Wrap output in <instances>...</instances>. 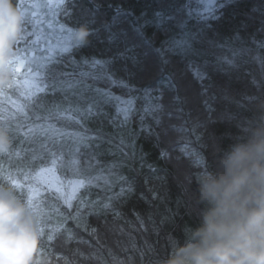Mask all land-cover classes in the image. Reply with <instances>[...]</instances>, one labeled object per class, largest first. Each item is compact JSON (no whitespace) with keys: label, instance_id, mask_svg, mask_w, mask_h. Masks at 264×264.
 Returning <instances> with one entry per match:
<instances>
[{"label":"trees","instance_id":"trees-1","mask_svg":"<svg viewBox=\"0 0 264 264\" xmlns=\"http://www.w3.org/2000/svg\"><path fill=\"white\" fill-rule=\"evenodd\" d=\"M196 4L65 0L55 13L58 22L73 33L87 28L86 42L60 38L57 43L67 50L35 70L43 76V89L37 86L29 95L21 71L12 87L0 89V107L9 117L0 126L8 132L16 129L9 125L19 128L0 160L18 170L17 176L30 168L35 174L49 162L36 153L68 151L64 141L27 139L34 115L42 118L51 105L53 122L73 125L80 113L82 132L95 137L74 154L81 174L95 181L80 187L70 202L55 190L32 200L28 189L0 170V186L15 185L21 199L31 200L49 264H165L175 243L182 244L186 231L200 223L203 206L193 201L198 177L217 168L264 103V0H228L204 20ZM25 27L19 47L60 36L34 23ZM183 35L192 46L174 49L170 44ZM96 85L129 100L128 117L118 113L114 97L97 105ZM92 103L94 110L85 116L83 108ZM58 107L66 110L63 118L57 117ZM124 149L132 151L130 166L122 162ZM63 163L58 168L67 178V155ZM103 175L114 181H103Z\"/></svg>","mask_w":264,"mask_h":264},{"label":"clouds","instance_id":"clouds-1","mask_svg":"<svg viewBox=\"0 0 264 264\" xmlns=\"http://www.w3.org/2000/svg\"><path fill=\"white\" fill-rule=\"evenodd\" d=\"M27 14L20 0H0V89L14 82L17 42ZM89 32L81 27L77 42ZM0 126V155L12 148ZM200 223L176 242L165 264H264V103L244 137L224 151L217 168L198 177ZM41 222L30 199L15 185L0 186V264H49L41 241Z\"/></svg>","mask_w":264,"mask_h":264},{"label":"rangeland","instance_id":"rangeland-1","mask_svg":"<svg viewBox=\"0 0 264 264\" xmlns=\"http://www.w3.org/2000/svg\"><path fill=\"white\" fill-rule=\"evenodd\" d=\"M65 0H30L27 2L26 5L28 7L25 9L29 13L31 19L34 20V24L37 27V30H43L44 32H55L60 36L56 35L54 39H46L44 42H39V40H34L31 45L19 47L16 46V54L23 56L25 59L20 67V71L26 74L27 78V91L30 94L34 93V90L37 86L41 85V88H44V84H42L43 76L41 73H36L35 70H42L46 64H49L51 59L58 53V51L64 47L59 46L57 43L60 38L62 37L63 42L68 44L74 36L73 31L68 30L64 26H60L58 22V18L56 10L59 8L61 3ZM228 0H196V7H194V11L196 12L197 17L200 19H208L213 15L215 10L222 5L224 2ZM35 5V7H32ZM145 21L141 20V24H144ZM60 32V33H59ZM193 42V41H192ZM41 43V44H40ZM40 44V45H39ZM174 49H186L191 47V41L185 37V35L177 38L170 44ZM97 73H102L103 71H95ZM105 77V76H104ZM107 78V79H106ZM108 84H112V80H109V77L103 78ZM98 88L92 89L94 92V96L97 97L96 104H102L103 100H111L112 97L116 99L117 104V111L121 114L122 117H128L130 110L132 108V104H129V100L126 101V98L122 95H115L110 87H100L96 85ZM52 107L48 108L46 115L42 118H39L38 115H34L37 117L34 123L29 124L28 132L26 133L27 139L33 138H41V139H48L52 140V142H63L65 147H67L68 151L60 152L55 154L54 151L50 152L49 150L44 153L42 156L40 153H36L42 159L44 157H50L49 162L46 161L42 164L41 170L36 171L35 174H32V168L28 169L27 171L23 172L21 176H17L18 170L12 169L9 163L0 160V170L2 173H5L7 178L10 180L11 183L15 184L20 188L28 189L29 195L32 200H35L39 194L47 191V190H55L65 201L70 202L80 189V187L84 186L85 184H91L95 181L94 177L88 175V177L84 176L85 171L81 172L78 170L81 168V163L76 161L75 155L76 149L79 148L82 144L88 143L93 137L94 134H85L83 128L79 122L81 119V115L76 114V118H73L75 124L67 125L64 123H55L53 122V118L55 115V106L51 105ZM94 104H88L86 107L83 108V114L85 116H89L94 110ZM60 112L57 113V117L63 118V112L66 110L60 107L56 108ZM1 115L0 119L8 120L9 117L4 114L6 113L2 106L0 107ZM11 116L16 117V113L11 114ZM50 117L51 119H48ZM40 119V120H39ZM77 124V125H76ZM75 126V130L72 127ZM11 128L15 127L16 129H12L10 134L13 136H18V127L11 126ZM46 142V141H45ZM48 143V142H46ZM123 153L122 162L126 166H130L133 162V154L132 151L127 152L125 149L120 151ZM51 155H53L51 157ZM67 155L68 163L66 164V168L68 169L69 173L67 174V178L64 177L58 167H62L64 165L63 161L65 156ZM63 160V161H62ZM28 166V165H27ZM33 167V166H31ZM113 167H110L106 170H112ZM6 171V172H5ZM18 171V172H17ZM103 181L111 182L114 180H107V175H103ZM34 190V196H32L29 189ZM198 203L197 200H194ZM199 204V203H198Z\"/></svg>","mask_w":264,"mask_h":264},{"label":"snow or ice","instance_id":"snow-or-ice-1","mask_svg":"<svg viewBox=\"0 0 264 264\" xmlns=\"http://www.w3.org/2000/svg\"><path fill=\"white\" fill-rule=\"evenodd\" d=\"M21 5H22V7L24 8V9H26L27 7H28V5H26V4H24V3H22L21 2ZM32 7H35V5H32ZM26 12V14H27V24L28 23H34V20L33 19H31L30 18V16H29V13L27 12V11H25ZM26 32H27V29H26V27H25V34H26ZM19 44V41L17 42V45ZM67 50V47H64V48H62L61 49V51H66ZM24 57L23 56H21V55H15V57H14V60H15V73H19L20 72V67H19V65H21L22 63H23V61H24ZM18 83V82H17ZM13 85L12 84H9L8 85V87H12ZM29 191L31 192V194H32V196L33 197H35L34 196V190L33 189H29ZM124 191H126V189L124 190Z\"/></svg>","mask_w":264,"mask_h":264}]
</instances>
